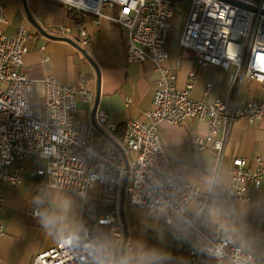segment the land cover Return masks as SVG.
Wrapping results in <instances>:
<instances>
[{
	"label": "built area",
	"instance_id": "2783aa9c",
	"mask_svg": "<svg viewBox=\"0 0 264 264\" xmlns=\"http://www.w3.org/2000/svg\"><path fill=\"white\" fill-rule=\"evenodd\" d=\"M53 1L89 16L94 24L106 20L125 29L128 63H151L159 79L144 120L127 119L121 127L101 109L95 112V124L81 119L77 100L92 102L93 94L86 88L60 84L53 77L43 80L44 106L35 112L31 107L32 82L22 72L27 36L23 29L12 36L4 34L7 19L0 4V190L21 184L20 168L15 167L18 162L28 158L45 161L36 174L44 176L50 188L86 200L88 189L100 186L99 203L87 206V211L106 227L64 235L55 246L36 254L33 264H106L101 254L104 243L111 240L121 245L124 241L123 196L129 205L148 212L166 210L169 223L176 218L178 230L191 232L185 249L193 262L206 264L203 256L208 254L218 262L264 264V259L235 244L229 232L208 233L200 223L214 200V183L232 124L239 118L263 120L264 100L243 104L230 93L207 102L192 99L194 73L189 72L185 88L178 89L165 49L172 20L178 14L183 20L180 46L193 54L198 67L228 70L233 66L234 83L249 79L262 84L264 0ZM57 32L75 41L79 36L81 48L89 44L85 28L61 25ZM130 102L128 99L126 104ZM191 121L208 128L204 136L193 137L194 144L216 154L206 192L171 173V161L161 140L162 124ZM262 185L264 161L257 160L255 167L249 168L243 158L236 157L225 199L246 201L248 188ZM192 204L197 206L194 213H190ZM2 206L0 195V237L4 234ZM32 215L38 216L39 211L33 210Z\"/></svg>",
	"mask_w": 264,
	"mask_h": 264
},
{
	"label": "crops",
	"instance_id": "0c3cea01",
	"mask_svg": "<svg viewBox=\"0 0 264 264\" xmlns=\"http://www.w3.org/2000/svg\"><path fill=\"white\" fill-rule=\"evenodd\" d=\"M0 4L7 19L4 34L12 36L23 29L27 36L22 72L32 82L31 107L35 112L43 110V80L53 77L60 84L86 88L93 94L92 102L77 100L76 106L83 120L91 122L98 91L97 109L105 111L120 127L127 119L144 120V112L152 104L159 74L149 62L128 63L125 29L106 20L94 24L89 16L84 19L82 28L88 32L89 44L83 50L95 63L97 72L87 56L57 32L61 25L79 30L68 18L69 9L65 5L53 0H25L43 34L27 18L23 0H0ZM182 25L180 17V25L176 28L179 31L167 40L165 47L178 89L185 88L188 74L193 72L190 97L196 101L207 102L226 93L237 96L243 104L264 100V83L249 79L234 83L233 66L228 70L198 67L193 54L180 46ZM77 39L73 40L78 44L81 38L78 36ZM128 99L131 102L126 104ZM207 130L206 124L191 121L181 125L164 123L160 133L171 161V173L202 192L211 186L216 154L211 148L199 150L193 137L204 136ZM236 157L243 158L249 168H254L257 160L264 161V119L239 118L232 124L214 183V200L200 223L208 233L229 232L235 244L255 258L264 259V185L249 187L246 201L228 202L225 199L232 183L233 159ZM15 167L20 168L21 184L15 188L4 186L0 190L4 226V234L0 237V264H33L36 254L55 246L66 234L82 232L84 228L106 230L87 211V206L99 203V185L89 188L87 199L83 200L48 187L45 177L36 174L38 168L45 167L43 161L28 158ZM122 203L124 241L121 245L111 240L104 243L101 254L106 264H201L193 262L185 249L191 232L178 230L176 218L169 223L166 210L148 212L129 205L125 196ZM196 208L192 204L190 213ZM33 210H38L39 215L33 216ZM44 219L51 220L52 224L46 227ZM203 259L206 264H231L218 262L208 254Z\"/></svg>",
	"mask_w": 264,
	"mask_h": 264
},
{
	"label": "water",
	"instance_id": "95a60500",
	"mask_svg": "<svg viewBox=\"0 0 264 264\" xmlns=\"http://www.w3.org/2000/svg\"><path fill=\"white\" fill-rule=\"evenodd\" d=\"M230 2V1H229ZM23 3H24V11H25V14L27 16V18L32 22V24L39 30L41 31L43 34V30L42 28L39 26V24L32 18L30 12L28 11L26 5H25V0H23ZM240 5V4H239ZM241 7L245 8L246 6L244 5H240ZM68 42L72 43L73 45L77 46L78 49L80 51H82L85 56H87V58L91 61V63L93 64V66L95 67L96 71L98 72V69L95 65V63L91 60V58L84 52L83 48H81L76 42L68 39V38H65ZM98 99H99V91L97 92L96 94V97H95V101H94V108H93V112H92V117H91V122L93 124H95V119H94V115H95V110L97 109V106H98ZM126 169H127V166H126ZM126 181H127V174L124 175V178H123V185H122V192H124V189H125V184H126ZM122 206H123V203H122ZM123 210H122V220H123V224H124V218H123Z\"/></svg>",
	"mask_w": 264,
	"mask_h": 264
},
{
	"label": "trees",
	"instance_id": "16d2710c",
	"mask_svg": "<svg viewBox=\"0 0 264 264\" xmlns=\"http://www.w3.org/2000/svg\"><path fill=\"white\" fill-rule=\"evenodd\" d=\"M87 16L78 14L75 10L69 9L68 18L75 23V26L77 28H82L84 26V19ZM180 25V16L178 14H175L173 20H172V29L169 32L168 39L174 38L176 28Z\"/></svg>",
	"mask_w": 264,
	"mask_h": 264
},
{
	"label": "clouds",
	"instance_id": "9594fccd",
	"mask_svg": "<svg viewBox=\"0 0 264 264\" xmlns=\"http://www.w3.org/2000/svg\"><path fill=\"white\" fill-rule=\"evenodd\" d=\"M43 223L45 224V226H49L50 224H52V221L51 220H48V219H44L43 220ZM69 243H71V240H69Z\"/></svg>",
	"mask_w": 264,
	"mask_h": 264
},
{
	"label": "rangeland",
	"instance_id": "374dc122",
	"mask_svg": "<svg viewBox=\"0 0 264 264\" xmlns=\"http://www.w3.org/2000/svg\"><path fill=\"white\" fill-rule=\"evenodd\" d=\"M186 4L188 3V2H185ZM185 10L187 9V8H184ZM186 12V11H185ZM177 31H179L178 29H176ZM44 163H45V161H43Z\"/></svg>",
	"mask_w": 264,
	"mask_h": 264
}]
</instances>
